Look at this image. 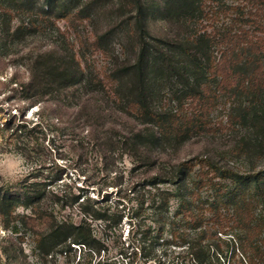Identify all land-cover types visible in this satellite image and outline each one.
Here are the masks:
<instances>
[{"label": "trees", "instance_id": "16d2710c", "mask_svg": "<svg viewBox=\"0 0 264 264\" xmlns=\"http://www.w3.org/2000/svg\"><path fill=\"white\" fill-rule=\"evenodd\" d=\"M103 2L0 0V42L15 35H50L54 28L60 32L58 22L86 20L88 8ZM133 8L135 21L124 23L131 33L130 48L137 53L133 63L114 72L107 67L97 71L87 63L82 67L88 44L79 54L48 51L35 61L27 90L35 92L33 97L83 91L81 113L93 129L115 114L136 123L125 147L139 166L156 170L129 199L136 202L130 218L132 223L140 220L135 225L147 257L155 246L168 250L174 245L183 250L172 252L176 256L170 264H264V167L244 171L204 156L175 164L153 157L155 148L164 153L168 144L191 140L206 128L211 109L225 100L231 125L256 135L254 143L251 137L239 140L233 156L251 158L250 166L264 158V0H122L119 12ZM151 16L164 25L202 27L189 35L156 38L148 26ZM220 16L232 17L230 26L208 32L202 25ZM92 35L94 49L106 53L103 37ZM9 48L0 43L1 56ZM29 125L23 116L0 120V147L24 154L37 130V124ZM33 174L16 186L0 185L4 228L20 237L28 234L40 264L77 250L99 256L106 251L96 224H104L105 230L118 226L126 217V206L119 208L124 203H109L107 195L101 201L68 183L54 188L61 180L57 173L44 181ZM3 252L17 258L11 248ZM19 254L22 264H29L28 256Z\"/></svg>", "mask_w": 264, "mask_h": 264}, {"label": "rangeland", "instance_id": "374dc122", "mask_svg": "<svg viewBox=\"0 0 264 264\" xmlns=\"http://www.w3.org/2000/svg\"><path fill=\"white\" fill-rule=\"evenodd\" d=\"M121 2L122 0H105L100 7L88 8L84 14L89 15L88 19L75 20L74 24L62 20L57 24L60 32L54 28L49 32L50 35H15L0 42L10 46L7 56L0 54V108L3 111L0 120L15 115L26 118L30 123L29 127L37 124V130L31 137L33 143L24 154L21 153L30 165V170L15 181L0 177V185L16 186L25 179H31L29 175L32 172V177H37L38 181L48 180V175L57 173L61 180L53 184L54 188L59 187L57 183H68L88 189L89 195L99 200H103L106 195L109 203L114 204L121 200L124 204L119 206L120 209L126 206V217L112 230H105L102 223L96 224L98 236L106 247V251L100 256L84 255L77 250L68 257L57 255L54 258L56 262L53 260L48 264H170L176 256L172 252L183 250L182 247L174 245L165 250L158 245L155 246L152 256L147 257L148 252L141 249V235L135 225L140 220L131 222L130 217L136 208V202L129 200L134 195L131 192L141 191L144 185L142 182L156 173L154 168L139 166L141 163L132 155L133 152L125 147V139L136 127V123L127 116L115 114L107 121L96 122V129H93L85 125L81 113V106L85 101L83 91L33 97L35 92L27 90L31 81V70L36 66L35 61L40 54L48 51H56L62 56L70 54V51L79 54L88 44L89 50L85 48L87 52L82 67L87 63L97 71H105L107 67L109 72H114L128 61L133 63L137 53L130 48L131 33L124 23L132 24L137 10L133 8L130 12L120 13ZM158 18L151 16L148 24L151 36L156 38L173 37L176 34L189 35L196 30L200 31L202 27L193 25L179 28L176 24L164 25ZM231 18L220 16L218 21L205 19L202 25L211 32L216 27L223 29L230 26ZM243 28L249 30V27ZM92 33L103 37L106 53L94 49ZM216 55L219 56V53ZM95 98L102 100V97ZM228 108L225 100H222L211 109L206 128L198 131L188 142L175 146L168 144L164 153L158 148L153 149V157L160 155L162 162L175 164L204 156L214 159L219 165L235 166L244 171L253 167H264V158L254 159V166H250L251 158L233 156L231 151L240 147L239 140L246 142L251 137L250 142L254 143L256 135L254 130L243 129L237 124L231 125L228 118L231 111ZM113 142L117 144L113 146ZM8 149L12 148L0 147V157L6 153H19ZM139 149L140 153H147L145 149ZM32 181H36L35 178ZM163 187L165 186L162 185ZM20 213L23 214L22 210ZM20 235L6 230L0 219V264H22L19 259L20 251L28 256L27 263L40 264L33 252L34 244L29 235ZM4 247L15 251L17 258L9 259L3 252Z\"/></svg>", "mask_w": 264, "mask_h": 264}, {"label": "clouds", "instance_id": "9594fccd", "mask_svg": "<svg viewBox=\"0 0 264 264\" xmlns=\"http://www.w3.org/2000/svg\"><path fill=\"white\" fill-rule=\"evenodd\" d=\"M29 170L30 165L19 153H6L0 157V177L6 180L15 181L26 175Z\"/></svg>", "mask_w": 264, "mask_h": 264}]
</instances>
